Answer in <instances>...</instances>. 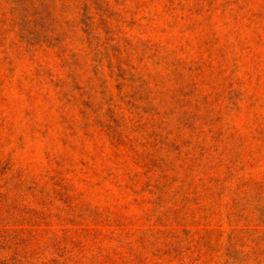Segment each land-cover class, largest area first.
<instances>
[{
  "label": "rangeland",
  "instance_id": "374dc122",
  "mask_svg": "<svg viewBox=\"0 0 264 264\" xmlns=\"http://www.w3.org/2000/svg\"><path fill=\"white\" fill-rule=\"evenodd\" d=\"M0 264H264V0H0Z\"/></svg>",
  "mask_w": 264,
  "mask_h": 264
}]
</instances>
